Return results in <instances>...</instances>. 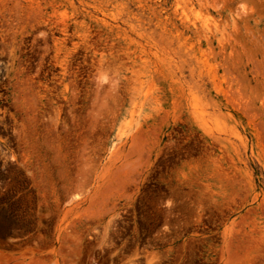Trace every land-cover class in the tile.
<instances>
[{
  "label": "rangeland",
  "instance_id": "rangeland-1",
  "mask_svg": "<svg viewBox=\"0 0 264 264\" xmlns=\"http://www.w3.org/2000/svg\"><path fill=\"white\" fill-rule=\"evenodd\" d=\"M0 264H264V0H0Z\"/></svg>",
  "mask_w": 264,
  "mask_h": 264
}]
</instances>
